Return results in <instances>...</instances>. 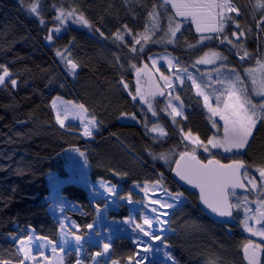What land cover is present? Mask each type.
<instances>
[{
	"label": "trees",
	"instance_id": "obj_1",
	"mask_svg": "<svg viewBox=\"0 0 264 264\" xmlns=\"http://www.w3.org/2000/svg\"><path fill=\"white\" fill-rule=\"evenodd\" d=\"M140 1L149 10L159 13L160 30L148 42L141 41L143 51L141 45H136V51L132 52L133 43L117 46L111 38L103 40L94 33L99 27L109 35L123 24L136 23L128 0H0V63L6 64L17 79L15 88L10 81L8 88L0 86V260H8L11 264L24 262L17 245L21 239L27 240L30 232L50 243L58 242L60 226L49 210L47 177L55 174L66 179L62 155L75 149L85 154L89 179L118 186V198L131 196L133 201H139L140 197L130 186L140 183H160L171 194L184 193L188 202L169 214L168 233L161 237L174 264H244L242 251L248 239L242 235L239 223L228 229L206 218L197 207L196 196L178 188L170 177L171 170L160 162L161 159H153V155L158 157L163 153L174 162L180 152L189 150L179 127L198 136L203 143L213 135L215 129L201 108L200 99L189 87L176 91L187 109L186 123H181L173 122L164 110L163 99L155 96L153 103L157 114L154 120L164 129L165 138H152L139 116L140 102L129 95L136 94L137 83L131 65L142 68L147 65L148 56L167 52L184 68L204 53L217 51L226 57L229 67L242 70L257 64L263 56L264 33L255 29L252 13L247 9L234 21L240 24L246 49L251 54V58L247 56L243 61L238 60L243 54L236 48L227 41L221 43L230 31L216 34L206 42L196 34L190 22L176 18L181 22V29L174 43H153L168 31L169 18L174 14L168 7L161 10L158 0ZM36 2L41 6L39 13H30L27 6ZM234 2L250 6L255 0ZM61 6L66 10L77 9V15L83 13L91 28L69 27L63 38L57 40L54 36L53 46H46L49 30L58 26L55 16ZM125 40L131 38L125 35ZM65 47L79 64L76 76L65 71L56 55V49L63 51ZM65 56L67 58L68 54ZM121 81L128 85L127 89ZM57 97L84 105L83 110L97 122L91 141L81 137L78 125L68 124L61 128L57 124L52 109ZM122 113L129 116L134 113L140 122L136 125L124 123L122 119L126 117ZM146 120L149 122L151 117L147 116ZM250 143L251 146L237 158L252 165L251 175L255 166L264 161V121L255 128ZM223 156L218 154L216 158L230 162ZM199 158L205 160L201 155ZM255 175H259L258 172ZM257 183H260L258 179ZM60 195L79 208L66 215L79 229L76 235L84 236L87 225L95 220V207L100 208L103 203L93 204L86 190L73 183L64 185ZM249 198H253L252 194ZM108 215L117 219L127 217L126 204H120L119 211H110ZM260 246L264 249V245ZM81 248V264H92L95 253L101 252L97 246L86 242ZM136 254L137 248L130 239L116 238L110 244L109 259H99L97 264H127ZM63 261L76 264L79 260L75 252L68 251Z\"/></svg>",
	"mask_w": 264,
	"mask_h": 264
},
{
	"label": "snow or ice",
	"instance_id": "obj_2",
	"mask_svg": "<svg viewBox=\"0 0 264 264\" xmlns=\"http://www.w3.org/2000/svg\"><path fill=\"white\" fill-rule=\"evenodd\" d=\"M170 3L171 8L174 9V16L169 18V29L163 37L159 40L153 41V43H165L171 44L174 42L177 32L180 31L181 22H177L175 17L184 18L185 23L190 22L195 26L197 33H216L220 34L224 31V26L229 21H235L242 13L247 9L248 12L252 13V19L255 22V29L261 33H264V0H255L250 6L240 5L234 0H165V4L160 5L164 7L166 4ZM28 11L30 13H39L40 5L38 2L31 3L28 6ZM230 13H235V17L229 15ZM150 16L155 17L156 12H150ZM68 19H72L73 23H80L83 26L91 28L89 21L84 17L83 13L77 15V9L70 8L65 9L62 6L58 8L55 20L59 22V25L63 26L64 22ZM41 24L44 23L43 20L40 21ZM70 27V26H69ZM240 24L236 23V31L232 32L233 36H236L237 42H233L227 36H223L221 43L227 41L232 44L234 48L239 52L243 50V56H248V52L244 50L242 43H239L240 36L244 35V32L240 30ZM67 28H65V32ZM249 32L253 29H248ZM56 34V39L59 40L63 38L64 33L61 32V27L57 26L54 29ZM94 33H98L99 38L103 40L112 39V42L117 46H127L129 43L135 45H141V51H143V45L141 41H149L150 36L148 34V29L144 32L133 34V30L128 27L127 24H123L118 27L113 33L106 35L99 27L94 29ZM124 33V34H122ZM239 33V35L237 34ZM125 35L131 36L130 41L125 40ZM211 36H202L201 40L208 39L211 40ZM49 46H53V30H49L48 35L45 37ZM132 52L136 51L135 47L130 49ZM68 54L67 58L65 54ZM56 55L60 58L61 62L64 64L65 71L72 76L78 75L77 69L79 67L78 62L71 58L70 49L65 47L63 51L56 49ZM241 56V59H243ZM166 62L171 69L174 67L172 59L165 57ZM226 57L222 56L219 52L211 51L205 53V55L195 61V65L200 64H214L217 60H225ZM156 60L153 59V66H155ZM131 68L135 71L137 76V88L136 94L129 95L135 101L137 96L140 102L147 104L149 111H152L153 116L157 113L153 108V98L159 94L163 95V92L155 86L154 82H151V76L147 66L144 68H138L135 64L131 65ZM217 77L215 78V83L220 85L219 89L213 88L211 92L202 90L203 87H209L210 84H205L203 78L200 79V83L197 82L198 77L194 76L191 72H188L187 68L183 70L177 68L176 76L177 80L181 83L184 79L192 81L193 87L198 89V95L203 97L204 108L207 109L208 113L211 114L209 117L213 129H217L216 132L209 138H207V143H203L198 136H194L190 131L184 135V139L188 140L191 144L196 147L191 148V150H184L179 153V159L175 161V174L179 177L181 181L186 182L193 188L199 190V199L209 209L212 213L216 214L221 218H233V210L240 209L243 206L244 219L241 223L244 229L251 233L253 236H260L264 238V161H260L256 166L254 172L250 175L249 169L252 165L246 164L244 160L239 159L241 155L240 150H244L251 146L250 138L253 137V129L256 127L257 120L264 121V103L253 104L247 92L246 85L244 81L240 79V75L231 69L227 72H221L220 68L216 69ZM248 78L252 81V91L260 97H264V59L257 60L256 68L245 69ZM142 74L149 77V87L146 90L142 86ZM13 73L10 71L6 64L0 63V86L4 88L9 87V81L11 87H17V79L13 78ZM164 80V84L168 88H172L171 78L168 76H161ZM209 82L213 80L211 76L208 77ZM125 89L128 85L121 81ZM215 98V106L210 102L211 98ZM60 98L57 97L52 104V107L56 109V119L57 122L63 126L65 121L61 119V111L57 108L56 101ZM175 100L179 101L180 97L177 95L174 97ZM80 109H84V105L78 106ZM182 103L178 106H173L171 101H168L165 105V111L169 108L168 115L173 118L175 122V117L182 115ZM66 111V110H65ZM86 111V110H85ZM123 117L130 118L131 120H136V115L133 113L129 116L127 113L121 114ZM212 117H219V120H213ZM82 123H84L83 117H81ZM222 121V135H220V128L218 127L219 122ZM91 123V122H87ZM144 127L146 132H159L161 136L164 135L163 128L158 124H154L151 129H148L147 122H145ZM85 136L91 135L89 127H84ZM211 149H222L224 154L223 159L228 160V163H222L221 159L216 158L218 153H212ZM203 147L205 152L209 153V157L205 160H201L196 155V148ZM83 154V153H82ZM163 159L168 162L167 156L161 153L158 157L153 155V159ZM258 172V177L255 173ZM257 179L260 181L259 186L257 185ZM247 181L251 185V189L255 190L257 193L256 208L253 210L249 207L252 201H248L245 196L243 201L237 198L236 202H233L232 198L236 197V189H244L246 187L244 181ZM156 185H153V191L156 189ZM145 196H147L148 189H144ZM169 199L156 198L151 200L152 205H159L162 209L172 208L176 203H182L181 199L184 193L178 192L175 195L171 193L167 194ZM131 200V196L128 198ZM151 211L155 215L151 218H144L143 223L145 225L151 226L153 222L157 224V231L161 233L166 229L163 227L167 224L163 216L168 215L167 212L160 213L156 208H152ZM255 221L256 225H260V228H253L249 225V221ZM125 223H130L128 218H125ZM90 230L92 225H87ZM136 229L143 232L144 236H149L150 239L161 240V235H151L149 231H145L140 224L135 225ZM29 241L32 239L31 236L27 238ZM82 237L80 235L75 236L76 241H80ZM25 240L21 239L19 241L20 248L25 254V259H35V257L30 255L29 248L25 246ZM110 247L109 243H104L102 245L103 251L107 252ZM39 250V249H37ZM145 251L148 250L147 247L144 248ZM261 246L259 244H253L251 240H248L244 245V254L248 260V264H259L258 252H260ZM56 249L53 248L55 253ZM96 256H100L101 252H96ZM0 264H11L8 260H0ZM23 264V262H20ZM39 264V261H37ZM56 264H60V259L58 258ZM79 264V262H78ZM115 264V262H113ZM137 264H140L139 260Z\"/></svg>",
	"mask_w": 264,
	"mask_h": 264
},
{
	"label": "rangeland",
	"instance_id": "obj_3",
	"mask_svg": "<svg viewBox=\"0 0 264 264\" xmlns=\"http://www.w3.org/2000/svg\"><path fill=\"white\" fill-rule=\"evenodd\" d=\"M158 1L160 2L161 5L165 4V0H158ZM128 2L132 10L134 11L135 18H136L135 20L136 23L129 22L128 27L133 30V34L144 32L145 29H148V34L150 36V39H152L154 35L160 30L161 22L159 18L160 17L159 13L155 11L156 16L152 17L149 15V13L153 11L149 10L148 7L142 4L140 0H128ZM167 7L170 10H172L174 14V9L171 8L170 3L166 4L164 7H161L162 8L161 10H166ZM229 15L235 16L236 14L230 13ZM175 18L179 21L184 20V18H181V17H175ZM58 26L61 27L62 33H64L65 28H69V26L70 28H75V29H81L84 27L80 23H73L72 19L66 20L63 26L59 25V22H58ZM192 26L194 27V30L196 32L195 26L194 25ZM54 29H52L53 35L56 36ZM227 31H230V34H227L228 35L227 37L233 42H237L236 36L232 35V32L236 31V22L229 21L228 23H226L224 26L223 33L224 32L227 33ZM196 34L201 37L202 36L214 37L216 35V33H197V32ZM237 34L239 35V33ZM126 36L131 38V36H128V35ZM203 41L208 42L211 40L204 39ZM239 43H242L244 46V50L248 52V50L246 49L244 35L240 36ZM145 45L146 44H144V46ZM46 46H49L47 41H46ZM133 47H136V45L133 44ZM209 52H206V53H209ZM214 52H217V51H214ZM238 53L243 54V50H240ZM248 54H249L248 57L251 58V54L249 52ZM262 54L263 56L259 60L264 59V40H263ZM204 55L205 53L202 55V57ZM165 57H167L168 59H172V63L174 67H172L171 69L169 68V65L166 62ZM246 57L247 56H243V59H241V56H238L239 58L238 60L243 61L244 59H246ZM153 59L156 60L155 66H153ZM146 66L154 73V76L157 81L156 82L157 87L164 93V96H161V98L163 99L164 107L168 101H171L173 106L180 105L182 102L180 100L177 101L174 99V97L176 96V91L183 90L184 88L189 87L190 89H192L194 95L200 99L201 108L204 110V112L206 114L208 112L207 109L204 108L203 97L197 94L198 89L193 87L192 81L185 78L184 82L181 83L180 80H177L175 78L177 68L181 70H183L184 68H187L188 72H191L194 76L198 77V80H197L198 83H200L199 78H203L205 84H210V86L206 88L202 86V90L207 91V92H211L213 88H216V89L220 88V85L215 83V78L217 77V71H216L217 68H220L221 72H227L231 69H235V71L240 75V79L244 81V84L246 85L247 92L249 95V99H251L252 103L253 104L264 103V97L257 96L252 91V81L248 78L245 72V69L256 68L257 64L251 65V66H248L247 68L245 67V68H242V70H239L233 67H229L227 63V59H225L223 61L217 60L214 64L195 65V62H194L191 65L181 68L178 66L177 59L174 56H172L170 53L163 52V53H155V54L148 56ZM162 75L168 76L171 78L172 88H168L164 84V80L161 78ZM209 76L213 78L211 82H209L208 80ZM144 80L145 79H143L142 77V86L147 90V88L145 87L146 84ZM135 88H137V83L135 85ZM136 100L140 102L138 96ZM210 102L213 104V106H215L214 97L211 98ZM56 103H57V108L60 109L61 111V119H64L65 121L63 126H61L57 122V119H56L57 110L52 107L54 114H55V120L57 124L61 128L67 126L68 124L78 125L82 131V133H80L81 137L85 141H91L93 139V133H95L97 129V122L94 119H92L84 110L80 109L77 104L68 103V102L63 101L62 99L57 100ZM140 106H141L140 108L141 113L139 114V116L142 119L141 121H144V123L147 122L146 120L147 116H150L151 120L147 122V127L148 129H151L154 124H158L155 121L156 120L155 116H153L152 111H149L147 104L140 102ZM153 108L155 110L154 103H153ZM180 110L182 111V115L175 117V120L181 121V123H186L187 109L183 106L182 109ZM170 111L171 109L169 108L167 112H170ZM81 117H83L85 121L84 123H82ZM212 119L218 121L219 117H212ZM87 122H91V123H87ZM122 122L127 123V124L136 125L140 121H138L137 119L133 121L130 118H123ZM260 122L261 120L258 119L256 127ZM222 123L223 122L220 121L218 125V127L221 129L220 135H222ZM86 126L89 127L90 132H91V135L89 136H85L83 134L84 127ZM216 131L217 129H215V132ZM179 132H180L181 138L184 141L185 145L189 147V150H191V148L193 147H196L195 145L191 144L188 140L184 139V135L187 132H185L183 127H179ZM147 133L152 138H160V139L165 138V131H164L163 136H161L159 132L148 131ZM209 148L212 153H218L221 155H229V154H224L222 149H211L210 146ZM196 155L197 156L201 155V157H204V158L209 157V153L205 152L203 147L196 148ZM62 156L64 158V161L66 162V166L68 170H69V166L67 165V162H70V161L72 162V167L68 171L70 172L68 179H67L68 181H62L55 175L50 176L47 180L48 187H49V196L47 199H49V201L51 202L50 212L53 215L52 217H54L55 220L60 225V236L58 238V242L56 244L50 243L48 240L43 239V238H38L34 235L33 232H30V236L32 237V239L30 241L26 240L25 246L29 248L30 255L35 257V259H25V254L21 250L20 244H18V249L24 259L23 264H37V261H39V264H56V261L58 258L60 259V264H64L63 259H64V255L66 254V252L68 250H73L80 256L82 244L85 242L90 243V244H95V246H97L101 250V255L100 256L95 255L93 258L92 264H97V261L99 259L108 260L110 256V247L107 252H104L102 245L104 243L111 244V242L114 239L120 238V237H126L130 239L132 243L135 245V247L137 248V254L135 256V259L128 262L127 264H137L138 260L140 264H174L169 254V248L165 244H163L161 240H154V239H150L149 236H144L143 232L135 228V225L140 224L143 227V229L145 231H149L151 235H161L162 237L164 234L168 233L167 227H168L169 214L174 209H177L178 207H180L183 203H185L188 200L185 195L181 198L183 200L182 203H176V205L172 208L162 209L159 207V205H152L150 202L152 199H156V198L169 199L167 195L169 192H167L162 186V184L160 183H140V184H133L130 186V189L132 190V192L138 197H140L139 201H133L132 199L129 200L128 199L129 197L118 198L117 194L119 193L118 191L120 190L118 186H114V185H111L107 182H103L100 180H97L96 182H92L89 180V177H88L89 172H88L87 163L84 159L85 157L84 153L82 154L78 150L76 151V150L70 149L66 151ZM167 159H168V162H166L163 159H161L160 162H162L163 165L167 166L171 170L176 160L174 162H171L170 158H167ZM256 177H258V175H256ZM65 182L66 183L74 182L82 186L83 188H85L90 193L89 195L92 198L91 199L92 203H97V202L103 203L102 207L100 208L95 207L96 217H95L94 222L91 224L92 228L90 230L87 228V233L84 236H81L82 239L80 241L75 240L76 233L77 234L79 233V229L77 228L76 225L72 223L69 216L66 215L67 212L74 213L78 211L79 209L73 203L67 201L66 199L61 198L60 196V187ZM244 183L249 188L253 196V198L247 197V199L248 201H252V203L249 204V207L254 210L256 208V204L254 201L256 200L257 193L255 190L251 189V185H249L246 180L244 181ZM153 185L157 186L155 191H153V188H152ZM145 188L148 189L147 196H145V193H144ZM175 194H172V195H175ZM237 198H239L240 201H243L244 199L241 197H233L232 198L233 202H236ZM120 204H126L127 210H128V216L121 217V219L109 217L108 214L110 211L117 212L120 210ZM152 208H156L157 211L160 213H164V212L168 213V215L162 217V219H165L167 221V224L163 226L166 230L163 231L162 233L160 231H157V224L155 223V221L153 222L151 226L145 225L143 223L144 218H151L155 215V213L151 211ZM233 211H234L235 220L239 223V227H240V231L242 235H244L248 240H251L253 244L264 245V238L260 236H253L251 233L247 232L244 229V226L241 223V221L244 219L243 206L240 209H234ZM125 218H128L130 223H125L124 222ZM249 225L252 226L253 228L261 227L260 225H256L255 221H252V220L249 221ZM145 247L148 248L147 251L144 250ZM53 248L56 249L55 253L53 252ZM76 264H78V262ZM79 264L81 263L79 262Z\"/></svg>",
	"mask_w": 264,
	"mask_h": 264
},
{
	"label": "water",
	"instance_id": "obj_4",
	"mask_svg": "<svg viewBox=\"0 0 264 264\" xmlns=\"http://www.w3.org/2000/svg\"><path fill=\"white\" fill-rule=\"evenodd\" d=\"M144 67L145 66H143V68ZM148 70H149V73L151 76V82H154L155 86L157 87V83H156L157 81H156V78L154 76V73L149 68H148ZM142 76L145 79L146 88L148 89L149 83H150L149 77L146 75H143V74H142ZM157 95H159V94H157ZM159 96L160 97L164 96V93H163V95H159ZM175 167H176V165L174 163V165L172 166L171 172H170V177H171L172 181L174 182V184L178 188H180V189H182V190H184L190 194H194L196 196L197 207H198L199 211L202 213V215H204L206 218L213 221L214 223H217V224L225 226V227H233L236 225L237 221L235 219L218 217L216 214L212 213L209 209H207L206 206H204L203 203L201 202V200L199 199V190L193 188L191 185H188L186 182L181 181L179 179V177L176 176V174H175ZM236 194H237L236 197L244 198L245 196L248 197L251 194V192H250L249 188L246 186L244 189H236ZM233 216H234V211H233ZM258 260H259V264H263L264 252L262 250L260 252H258ZM242 261L244 264H248V260L246 259L245 254H244V249L242 251Z\"/></svg>",
	"mask_w": 264,
	"mask_h": 264
},
{
	"label": "crops",
	"instance_id": "obj_5",
	"mask_svg": "<svg viewBox=\"0 0 264 264\" xmlns=\"http://www.w3.org/2000/svg\"><path fill=\"white\" fill-rule=\"evenodd\" d=\"M207 115H208V117L211 116V114H208V112H207ZM253 131H254V129H253ZM240 151H241V153H243L245 151V149L244 150H240ZM67 165L69 166V170H70V168L72 167V162L71 161L70 162H67Z\"/></svg>",
	"mask_w": 264,
	"mask_h": 264
}]
</instances>
